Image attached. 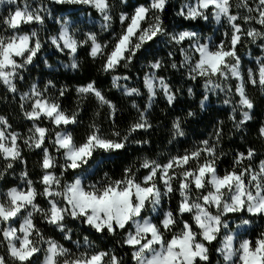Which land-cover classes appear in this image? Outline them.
Here are the masks:
<instances>
[{
    "label": "snow or ice",
    "instance_id": "6c2138e0",
    "mask_svg": "<svg viewBox=\"0 0 264 264\" xmlns=\"http://www.w3.org/2000/svg\"><path fill=\"white\" fill-rule=\"evenodd\" d=\"M7 2L11 4L15 0ZM54 2L87 5L100 13L103 21L101 27L105 31L111 30L112 39L109 41H99L94 32L86 33L81 40L73 34L69 22L65 21L59 33L49 37L57 50L66 51L72 57L70 66L73 69L79 67L76 57L84 45H89L88 55L92 59L102 60L103 71L115 72L121 66L127 69L149 42L167 36L169 42L175 45L188 42L187 49L180 48L184 59L179 66L188 69L190 79L203 78L208 91L218 89L238 97L232 111L235 113L239 109L243 119L235 125L237 128L251 119L250 110L254 102L248 95L247 86L258 85L264 89V58L258 57V68L255 71L249 68L245 74L241 70L238 46L245 37L253 43L258 39L264 40V0H256L255 6L250 0H238L237 8L247 13L243 16L239 11H233L232 0H193L182 6L179 14L185 19L207 21L211 17L217 23L222 19L227 21L229 30L223 33L225 39L215 45L211 41L200 42L199 34L193 31L168 32L162 19L168 0H147L138 4L130 14L121 12L118 32L112 28L111 0ZM44 10H31L27 5L17 7L3 21L12 34L0 35V84L10 92L17 91L16 81L24 78L23 72L43 47L37 31H23L22 26L43 25L45 17L41 11ZM253 23L260 25L261 29L244 27V24ZM261 47L264 48V44ZM149 67L154 71L145 74L143 80L149 99L156 96L158 87L171 104L175 100V93L166 79L155 71L163 67L162 61L154 60ZM171 67L175 69L178 65L173 62ZM128 78L114 75L112 84L120 87L119 81ZM216 80H231L234 83L222 85ZM49 86L54 87L51 81L44 90L33 84L28 92L20 96L24 117L33 122L26 137L10 131L7 118L0 116V159L4 161L0 168V179L14 167L15 162L23 161L21 142L43 153L40 164L43 169L40 176L42 191L24 171L21 178L25 188L11 187L0 193V264H36L41 252L43 264H123L121 257L108 251L73 254L59 241L42 233L35 223L37 215L59 230L65 240L72 239L71 230L65 223L68 217L80 220L98 233L122 237L119 242L132 250L131 258L135 264H210L211 246L213 242L221 243L218 237L222 229L228 228L229 215L248 213L264 219V160L254 166L250 162L256 153L248 148L246 152L237 153L233 166L221 174L218 161L224 154L217 152L221 137L219 127L214 132L215 143L205 139L183 154L168 157L166 162L145 158L140 163V168L146 170L143 176L137 175L139 169L129 166L119 179L105 173L104 179L95 183H85L82 176L65 182V173L88 164L97 150L113 153L125 149L133 133L148 129L151 124L146 111L139 113L138 120L130 124L124 134L115 128L106 134L93 123L83 141L77 143L67 128L78 123L79 113L65 111L57 98L46 96ZM123 90L130 97L140 94V89L134 87L125 86ZM65 91V88H61L59 96H64ZM76 91L82 98L91 96L100 106H107L109 119L115 122L116 105L97 87L95 81L79 86ZM188 91L191 95L192 90ZM24 102H30L29 107L25 108ZM201 103L203 105V101ZM224 103L230 104L231 101L226 99ZM188 115L192 116L193 113L189 112ZM42 120L63 129L55 131L51 140L56 152L63 157L58 171L56 157L45 146L51 131L41 126L39 122ZM173 128L176 135H184L180 118L173 121ZM260 134L264 136V127H261ZM142 142L146 143L135 141ZM245 161L249 163L245 164ZM177 191L180 199L176 209L160 212L159 219L144 215L149 206L151 211H157L162 200ZM41 196L46 198L47 207L37 202ZM183 216H188V219H180ZM17 223L18 227L14 226ZM249 224L251 220H241L242 226ZM84 241L86 248L94 247L87 237ZM235 241L234 235H225L221 246L216 249L222 256L223 264H264V232L255 240L241 239L238 245Z\"/></svg>",
    "mask_w": 264,
    "mask_h": 264
},
{
    "label": "trees",
    "instance_id": "16d2710c",
    "mask_svg": "<svg viewBox=\"0 0 264 264\" xmlns=\"http://www.w3.org/2000/svg\"><path fill=\"white\" fill-rule=\"evenodd\" d=\"M111 2L113 5L112 28L118 32L121 27L118 21L119 14L121 12L130 14L138 4L146 3L147 0H111ZM191 2L193 0H168L165 11L162 14L166 30L170 33L183 30L196 32L199 34L202 43L208 37H212L211 43L213 45L225 39L223 33L229 30V25L225 19H222L217 24L211 17L207 21L203 19L188 20L179 14L182 6ZM255 2L256 0H250L253 6H255ZM232 3L233 11H239L242 16L247 14L243 9L237 8L238 0H232ZM25 5L31 10L37 8L45 9L41 11V14L45 17L43 25L31 24L22 26L23 31L35 29L43 47L34 62L23 72L24 78L16 81L17 91L15 93L8 91L6 86L0 84V116L7 118L11 125L10 131L20 133L24 137L29 135L28 129L32 127L33 122L24 117L23 110L20 107V96L22 93L28 92L33 84L44 90L48 81H51L54 87L49 86L45 95L57 98L65 111L69 113L76 111L79 113L78 123L67 128L68 131L73 133L77 143L83 141V138L90 130V125L93 123L100 126L106 134L110 133L113 128L124 134L129 125L138 120L139 113L146 111L148 121L151 124L150 128L141 129L133 133L125 149L113 153L97 150L89 163L81 169L66 172L64 175L65 182H71L76 176L85 175V183H95L103 180L105 173L114 179H119L123 170L129 166L139 169L137 175L143 176L146 170L140 168V163L145 158L166 162L168 157L183 154L185 150L198 146L205 139L215 143L214 132L217 127L221 129L217 152L224 154L218 161V168L221 174H223L224 170L233 166V159L237 153L246 152L248 148L254 149L256 153L250 163L258 166L260 160H264V136L260 134L261 127H264V89H261L258 85L249 84L247 86V92L254 102V107L251 110V119L237 128L235 125L243 119L239 109L235 113L232 111L238 97L234 93L228 94L226 91L218 89L211 93L206 92L203 78L192 80L187 75L188 69L179 66L184 59L180 48L187 49L188 42L182 45H175L169 42L167 36H161L155 42H149V44L145 45L127 69L121 66L115 72L103 71L102 60L100 58L92 59L88 55L89 45H84L79 49L76 57L79 67L70 70L65 69L60 66V63H68L71 56L66 51L57 50L51 44L49 37L59 33L67 18L76 20L71 30L81 40L85 38L86 33L94 32L97 34L99 41H109L112 39L111 30L105 31L97 23L96 20H102L100 13L87 5L58 4L52 0H16V2L11 4L0 5V35L12 34L3 21L10 12H13L17 7L23 8ZM82 15L84 18H82ZM90 19L95 21H90ZM241 23L243 24V21ZM244 27L261 29L260 25L254 23L244 24ZM262 44H264V40L258 39L253 43L250 38L245 37L238 46L241 70L245 74L249 68L254 71L258 68L257 58L264 55V49L261 48ZM170 53L171 55H169ZM154 60L162 61L163 67L157 70L156 73L158 76L164 77L170 84L175 93V100L169 104L163 92L158 91L152 107L149 108V94L143 86V80L145 74L152 70L149 64ZM173 62L178 65L175 69L171 67ZM50 66L55 67V69H50ZM114 75L129 77L119 82L120 87L138 88L140 89V94L130 97L120 87H114L112 84ZM90 81H95L97 87L116 105L117 112L114 123L109 119L107 106H100L94 97L82 98L77 93L76 89L79 86L85 85ZM216 82L222 85L224 83H234L231 80L227 82L216 80ZM61 88L66 89L62 97L59 96ZM189 89L192 90L191 95L189 94ZM205 97L209 98V105L203 107L201 102ZM226 99L230 100L231 103L225 104L224 101ZM24 103L25 108L29 107L30 102ZM189 112H192L193 115L189 116ZM233 116H235V119H232ZM177 118L181 120L183 136L176 135L173 128V121ZM39 123L51 131L45 146L56 157L58 171L59 165L63 164V157L56 152L51 140L54 138L55 131H62L63 129L56 128L48 120H42ZM135 141H146V143H135ZM21 147L23 161L15 162L14 167L4 174L3 179H0V193L6 192L11 187L25 188V182L21 178V173L24 171L29 173V178L34 181L38 190L42 191L43 189V185L40 183V176L43 173V169L40 167L43 158L42 151L35 148L30 149L24 146L22 142ZM244 163L248 164L249 161ZM3 165L4 161L0 159V168ZM92 167H95V170L89 173ZM195 196L196 193L194 192L193 198ZM179 199L178 191L169 197H165L161 202L158 215L153 218L159 219L160 212L176 209ZM37 202L42 207H47L45 197H38ZM144 215L148 216L149 212L146 210ZM180 219H188V216L180 217ZM242 219L251 220L253 226L249 230L240 233L236 240L237 245L239 240L243 238L255 240L264 232V219L248 213L229 215L228 220L232 221L229 225V230H234L235 224L241 223ZM35 223L46 237L59 241L75 255H79V253L84 251L102 250L115 253L122 258L123 264H135V261L131 258L132 250L127 245L119 242L122 239L120 236L98 233L80 220H73L68 217L65 223L66 227L71 230L72 239L65 240L59 230L47 223L39 215L35 217ZM15 226L18 227V223ZM225 235H227V230L222 229L218 241L222 243ZM85 237L92 242L93 248L85 247ZM33 238L35 239V237ZM221 243L213 242L209 254L210 264H223L221 254L216 251L221 246ZM42 263L43 252L38 254L36 258V264Z\"/></svg>",
    "mask_w": 264,
    "mask_h": 264
},
{
    "label": "rangeland",
    "instance_id": "374dc122",
    "mask_svg": "<svg viewBox=\"0 0 264 264\" xmlns=\"http://www.w3.org/2000/svg\"><path fill=\"white\" fill-rule=\"evenodd\" d=\"M2 4H4L3 3V1H0V5H2ZM187 5V4H186ZM93 21H94V19H93ZM97 21V23L98 24H100V25H102V23H103V21L102 20H100V21H98V20H96ZM217 23V22H216ZM217 24H219V23H217ZM71 26H72V24H70V22H69V27H70V29H71ZM211 39H212V37H208L207 38V40L204 42V43H208L209 41H211ZM201 42V41H200ZM264 49V48H263ZM264 56V55H263ZM71 63H72V57H71V59H70V61L68 62V63H60V66L61 67H63V68H65V69H73L70 65H71ZM50 69H55V67H49ZM154 70L152 69L149 73H151V72H153ZM156 72H157V70H155ZM148 73V74H149ZM157 74V73H156ZM122 80V79H121ZM120 80V81H121ZM119 81V82H120ZM124 87L125 86H122V87H120V89L124 92ZM205 90H206V92H208V93H211V92H213V91H208L206 88H205ZM158 91H160L159 90V88L157 87V92ZM216 91V90H215ZM125 93V92H124ZM156 96H157V94H156ZM156 96L153 98V99H149V105H148V107L149 108H151L152 107V105H153V103H154V101H155V98H156ZM209 105V98L207 97V99H204L203 100V107H206V106H208ZM252 110V109H251ZM250 110V111H251ZM95 170V167H92L90 170H89V173L90 172H93ZM82 177H84L85 175H81ZM160 206H161V204L158 206V210L157 211H151V206H149V209H146L148 212H149V215H148V217H150V218H153L154 216H157L158 215V212H159V208H160ZM145 210V211H146ZM232 221L231 220H228V228L226 229L227 230V235H229L230 234V230H229V225H230V223H231ZM241 227H242V229L244 228V226H242L241 225ZM244 230H245V228H244ZM43 264V263H42Z\"/></svg>",
    "mask_w": 264,
    "mask_h": 264
},
{
    "label": "crops",
    "instance_id": "0c3cea01",
    "mask_svg": "<svg viewBox=\"0 0 264 264\" xmlns=\"http://www.w3.org/2000/svg\"><path fill=\"white\" fill-rule=\"evenodd\" d=\"M2 1H3L4 4L8 3L7 0H2ZM52 1H54V0H52ZM15 2H16V0H15ZM82 18H84L83 15H82ZM66 21L70 22V24H72V25L76 23V20H73V19H71V18H67ZM90 21H93V20L90 19ZM94 21H95V20H94ZM71 27H72V26H71ZM261 48H262V47H261ZM262 49H263V48H262ZM260 58H264V56H261ZM250 115H251V111H250ZM84 178H85V176H84ZM14 226H15V225H14ZM252 226H253V222L251 221V224H249V225H247V226H244V228H245V230H244V228L242 229V227H241V223H237V224H235V229L232 230V231H230V234H231V235H234L235 238H236V240H237V238H238V236L240 235L241 232H245V231L249 230ZM243 239H245V238H243ZM247 239H248V238H247ZM235 242H236V241H235Z\"/></svg>",
    "mask_w": 264,
    "mask_h": 264
}]
</instances>
